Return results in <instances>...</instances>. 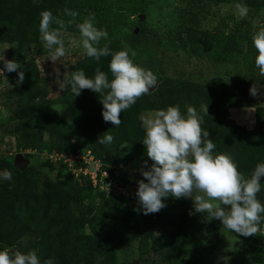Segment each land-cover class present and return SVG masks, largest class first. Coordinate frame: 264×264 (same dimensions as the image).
Returning <instances> with one entry per match:
<instances>
[{
  "label": "trees",
  "instance_id": "obj_1",
  "mask_svg": "<svg viewBox=\"0 0 264 264\" xmlns=\"http://www.w3.org/2000/svg\"><path fill=\"white\" fill-rule=\"evenodd\" d=\"M177 1L183 4L179 39L184 40L195 58L203 56L209 61L212 79L209 84H202L164 77L153 92L122 112L120 126L114 127L103 120L99 94L83 89L79 96H74L64 79L65 73L70 79V73L79 70L94 78L97 69L109 80L113 79L109 70L111 55L99 61L86 57L70 62L58 76L57 98L50 97V90L44 85L48 77L36 63L38 58L46 68L51 67L48 52L39 39L42 11H50L66 22L63 38L66 33L71 36L79 33L77 18L66 16L64 10L97 16L96 4L92 0H0V43L16 46V62L20 65L17 71L0 72V83L4 77L8 80L0 101L10 113L8 120L0 124V146L8 138L13 140L17 153L25 150L65 153L72 149L68 146L71 139L85 138L89 143L85 149L104 169L123 184L133 186L137 181L126 169L137 162H153L142 143L145 135L142 113L178 105L186 116V105H191L202 116L201 126L216 145L214 155H228L242 174L250 176L258 163H264V105L250 94L254 84H264V77L255 66L257 52L251 41L252 21L264 10V0ZM237 3L247 6L245 19L230 28L224 23L210 31L202 28L210 6ZM69 20L71 24L67 23ZM63 39L67 47V39ZM140 39L138 33L131 43L139 45ZM107 46L111 53L125 50L119 41ZM221 65H226L228 71L222 74L218 69ZM19 71L24 72L20 84ZM232 78L235 82L229 85ZM61 83L67 86L61 89ZM57 104L68 108L70 122L60 116ZM207 104L208 115L200 111V106ZM232 108L253 109L254 127L247 129L237 124L230 116ZM108 134L114 137L112 143L100 144L98 139ZM23 155L29 160L23 171L14 168L10 159L13 155H0V172L7 169L12 173L11 180L0 179V250L15 248L22 253L35 250L41 264L48 259L53 264H97V256H101L99 264H120L121 254L134 247L140 264L216 263L211 242L198 238L190 241L185 212L161 209L142 216V211H134L123 198L98 192L83 178L72 179L62 174L59 164L39 165L35 156ZM31 159L35 163L31 164ZM261 182L257 198L264 203V177ZM131 197L138 202L136 194ZM139 207L138 204L136 209ZM260 227L264 229V221ZM259 252L251 250L250 255L258 256Z\"/></svg>",
  "mask_w": 264,
  "mask_h": 264
},
{
  "label": "clouds",
  "instance_id": "obj_2",
  "mask_svg": "<svg viewBox=\"0 0 264 264\" xmlns=\"http://www.w3.org/2000/svg\"><path fill=\"white\" fill-rule=\"evenodd\" d=\"M240 17L248 16L244 4H235ZM66 16L75 18L76 11L64 10ZM71 24L72 21L67 22ZM52 25H56L53 28ZM252 46L255 48V66L259 75L264 77V10L252 21ZM80 33V47L84 54L97 61L111 55L109 70L113 79L97 69L94 78L86 77L83 70L64 74L74 96L81 90L90 89L100 95L103 105L102 116L105 122L114 127L121 124V113L131 108L138 99L149 94L156 86L157 78L150 71L136 64L126 50L110 52L107 45L100 47L102 40L108 38L106 30L95 26V15L89 14L83 22L76 24ZM66 22L50 11H42L39 21V39L48 52V60L54 64L68 51L62 38ZM0 72H14L20 69L19 63L3 58ZM58 73V69L56 70ZM59 75V73H58ZM17 83H23L24 72H18ZM67 85L60 84L64 89ZM259 86L253 85L250 94L256 96ZM187 114L182 115L178 105L168 106L140 116L144 129L143 145L147 157L153 163L148 170H141L144 179L138 181L136 196L139 208L148 215L157 213L166 204L168 197L191 199L193 210L189 215L204 213L219 220L222 226L243 237L264 235L260 227L264 221V203L257 198L262 190L261 178L264 177V163H258L250 176L242 174L235 162L226 154H215L216 145L209 138V132L202 128V116L196 108L186 105ZM200 111L208 115V104L201 105ZM114 137L110 134L98 139L100 144H111ZM0 179L11 180V171L0 172ZM145 180L147 182H145ZM0 264H41L37 252L30 250L22 253L15 248L0 250ZM43 264H53L51 259Z\"/></svg>",
  "mask_w": 264,
  "mask_h": 264
},
{
  "label": "rangeland",
  "instance_id": "obj_3",
  "mask_svg": "<svg viewBox=\"0 0 264 264\" xmlns=\"http://www.w3.org/2000/svg\"><path fill=\"white\" fill-rule=\"evenodd\" d=\"M96 4L97 16H95V26L106 30L108 38L102 40L100 47L112 42H120L128 52L134 64L144 68L151 65L150 70L157 78V86L164 77L175 79H189L202 84H209L211 73H209L210 63L201 56L195 58L185 44L183 39H179L178 31L182 22L181 9L183 4L177 0H92ZM74 6L72 4L70 7ZM101 11V12H100ZM78 23L83 22L85 15H78ZM246 17H240L234 5L210 6L208 15L202 24L205 30H212L214 27L224 23L226 27H231L234 23L240 22ZM141 33L139 45H133L131 39L134 35ZM66 38L68 49L66 55L55 64L51 62V67L46 68L41 59L36 58V63L44 76V85L50 90V97L57 98L60 94L58 86V76L68 68L70 62L75 60H84L87 56L80 47V33L76 36L71 34L63 35ZM14 60L18 58L16 46L0 43V60ZM3 63V62H2ZM58 69V73L57 70ZM219 71L223 74L228 71L226 65L219 66ZM231 73V71H230ZM231 75V74H230ZM232 76V75H231ZM235 80L232 78L229 85H233ZM8 83L7 78H3L0 83V95ZM259 91L256 95L259 104L264 105V84H259ZM60 116L70 122L69 110L65 105H55ZM152 111H145L147 114ZM10 113L3 107L0 101V124L8 120ZM231 118L239 125L247 129L254 127V113L251 108H232L230 109ZM88 140L85 138H74L68 143L71 148L85 150L88 146ZM17 154L12 139L5 138L0 146V155ZM37 164H42L40 159ZM35 163L34 159L30 160ZM153 162L143 161L130 165L126 171L133 175L137 181L132 186V194L128 199H124L126 205L134 211L138 206L136 200L131 196L136 194L138 181L144 179L141 170H148ZM145 182H147L145 180ZM165 209L169 212H185L189 218L190 241L196 238L204 242H211L213 245V254L216 258L215 264H264V235L243 237L222 226L219 220H208L209 217L204 213L189 215L193 210L191 199L168 197L164 200ZM142 213V212H141ZM142 216H147L141 214ZM193 245L190 244L189 250ZM251 250H259L258 256H251ZM101 256H97L96 262L99 264ZM120 264H140L137 260L135 247L129 251L123 252L120 258Z\"/></svg>",
  "mask_w": 264,
  "mask_h": 264
},
{
  "label": "built area",
  "instance_id": "obj_4",
  "mask_svg": "<svg viewBox=\"0 0 264 264\" xmlns=\"http://www.w3.org/2000/svg\"><path fill=\"white\" fill-rule=\"evenodd\" d=\"M22 154L33 155L42 163L59 164L62 174H68L72 179L83 178L98 192L123 199H128L132 194V186L123 184L118 177L110 175L88 149L80 150L75 147L65 153L25 150Z\"/></svg>",
  "mask_w": 264,
  "mask_h": 264
},
{
  "label": "water",
  "instance_id": "obj_5",
  "mask_svg": "<svg viewBox=\"0 0 264 264\" xmlns=\"http://www.w3.org/2000/svg\"><path fill=\"white\" fill-rule=\"evenodd\" d=\"M156 88H157V83L155 87L150 89V93L153 92ZM12 163L14 168H16L19 171H23L29 165V160L26 159L22 153H17L13 157Z\"/></svg>",
  "mask_w": 264,
  "mask_h": 264
}]
</instances>
